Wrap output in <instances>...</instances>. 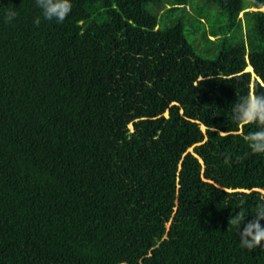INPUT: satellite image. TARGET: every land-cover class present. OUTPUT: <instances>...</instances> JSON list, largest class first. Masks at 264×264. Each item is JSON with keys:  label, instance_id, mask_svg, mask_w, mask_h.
<instances>
[{"label": "trees", "instance_id": "1", "mask_svg": "<svg viewBox=\"0 0 264 264\" xmlns=\"http://www.w3.org/2000/svg\"><path fill=\"white\" fill-rule=\"evenodd\" d=\"M204 1L213 59L161 25L188 0H72L39 26L0 0V264H264L228 225L264 198L254 125L230 117L264 92V0Z\"/></svg>", "mask_w": 264, "mask_h": 264}, {"label": "clouds", "instance_id": "2", "mask_svg": "<svg viewBox=\"0 0 264 264\" xmlns=\"http://www.w3.org/2000/svg\"><path fill=\"white\" fill-rule=\"evenodd\" d=\"M34 4L39 9V15L32 21L36 26L42 19L62 23L72 8V0H34ZM17 14L16 8L3 9L5 22H11ZM230 117L236 124L254 125V129L247 131L243 139L249 153L264 154V92L250 91L236 98L230 108ZM224 163H229L228 156H225ZM233 208L238 211L231 214L228 225L235 229L239 247L248 251L257 247L264 250V198H258L251 209L245 203Z\"/></svg>", "mask_w": 264, "mask_h": 264}, {"label": "rangeland", "instance_id": "3", "mask_svg": "<svg viewBox=\"0 0 264 264\" xmlns=\"http://www.w3.org/2000/svg\"><path fill=\"white\" fill-rule=\"evenodd\" d=\"M247 2L248 0H244L245 4H247ZM185 9L190 11V14L192 15H187L182 9H180L176 11L173 17L164 18L161 21V25L165 26L177 21L178 18H181L184 23V35L188 42L193 45L195 54L202 58H215L221 39L225 37L223 33L225 17L219 12L214 4L207 3L204 0H188ZM262 9H264V7ZM200 17L202 18V24L199 22ZM210 28H213L218 32V36L215 40L214 38L209 37L213 40L212 42L207 41L203 37V31L207 34L209 32L208 29Z\"/></svg>", "mask_w": 264, "mask_h": 264}, {"label": "water", "instance_id": "4", "mask_svg": "<svg viewBox=\"0 0 264 264\" xmlns=\"http://www.w3.org/2000/svg\"><path fill=\"white\" fill-rule=\"evenodd\" d=\"M251 72H252V69H251Z\"/></svg>", "mask_w": 264, "mask_h": 264}, {"label": "bare ground", "instance_id": "5", "mask_svg": "<svg viewBox=\"0 0 264 264\" xmlns=\"http://www.w3.org/2000/svg\"><path fill=\"white\" fill-rule=\"evenodd\" d=\"M246 71V70H245ZM251 71V70H250Z\"/></svg>", "mask_w": 264, "mask_h": 264}]
</instances>
